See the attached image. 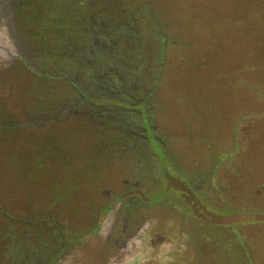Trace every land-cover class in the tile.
Returning <instances> with one entry per match:
<instances>
[{"label":"rangeland","instance_id":"rangeland-1","mask_svg":"<svg viewBox=\"0 0 264 264\" xmlns=\"http://www.w3.org/2000/svg\"><path fill=\"white\" fill-rule=\"evenodd\" d=\"M102 1L108 8L117 3ZM136 1L141 7L119 8L103 24L101 13L92 11L90 22H84L81 4L71 2V12L61 18L67 27L62 24V31L50 38L45 29L48 36L40 41L29 25L20 29L27 63L14 73L0 69V208L26 223L54 218L60 207L59 223L85 228L89 208L98 211L114 194L137 186L139 191L127 192L133 193L131 218L139 227L111 264L129 262L135 253L138 259L129 263L214 264L207 259L210 251L215 264H264V32L256 37L252 28L239 33L224 21L217 42L215 25L208 32L175 25L183 0ZM145 3L151 10H145ZM149 12L170 17L165 30L175 42L165 50L162 72H155L161 81L157 92L151 95L155 86L147 77L142 93L128 103L120 99L98 104L85 96L76 101V89L68 84L76 72L85 91L103 78H96L105 52L91 32L93 25L118 38L120 27L136 30V14ZM59 16L54 12L50 20L56 22ZM113 81L116 88L119 84ZM53 83L61 88L54 90ZM151 107L149 121L146 110ZM61 112V119L53 121ZM83 113L112 116L114 124L132 123L129 151H116L114 138L107 135L105 145L96 129L101 122L83 121ZM89 180H95L91 187L80 183ZM0 216V242L4 238L7 257L14 253L31 260V247L54 233L24 223L10 226L4 216H11L5 211ZM93 230L90 239L56 264L85 263L92 240L98 246L90 249V256L105 264L108 257H98L96 249L101 250L107 228L101 225L97 235ZM238 235L239 241L230 242ZM28 237L38 240L23 250ZM67 242L71 244L69 238ZM39 259L38 253L35 264ZM1 261L0 249V264H6Z\"/></svg>","mask_w":264,"mask_h":264},{"label":"trees","instance_id":"trees-1","mask_svg":"<svg viewBox=\"0 0 264 264\" xmlns=\"http://www.w3.org/2000/svg\"><path fill=\"white\" fill-rule=\"evenodd\" d=\"M136 16V30H133L130 27L129 29H124L125 27L122 26L118 29V31H116L118 33V38L114 36V32L107 36L102 32V30L100 31L97 26L93 25V27L91 28V32L92 34H94L95 38H100V41H98L99 46L105 52V58L100 61V67H103L101 69L102 71L99 74H95L96 78H103L98 81L96 85L92 86L91 91H85V87L87 86H85L84 83L78 80L77 76L79 75L77 72L76 75L74 74V80L71 78L70 83H68L67 80L63 79L66 83L70 85L71 88H73V90L76 89L75 92L72 91L73 96L76 98V101L79 99L84 100L85 96V98L89 100H95L98 104L117 103V100L120 99L128 103L135 97L136 93H142L141 91L144 85L142 82H149V80L146 79L147 77H150V84L155 86V89L151 91V95H154V93L157 92V88L159 87L161 81L160 78L157 77L155 72H157L159 69L160 72L163 68V61L166 54V48L170 45L175 44L174 41H171L173 39H170L168 37L167 32L165 30L170 23V17H167L165 19L164 13L160 14L154 12H149L147 14L142 15L136 14ZM105 18L110 17L105 15ZM138 21H140V23H138ZM224 21L226 25L234 27L235 30H237L239 33L241 30L242 32H245L249 28H252L253 35L254 37H256L257 32L260 33L262 30L264 32V0H183V12L179 15V18L175 22V25H184L186 26V29L191 28L190 26L192 25L193 30L194 27H196L198 28V30L201 29L204 32H208L210 26L215 25L213 28L219 27L217 31V35H219L221 30L222 33L224 31ZM130 25H133V23ZM232 27L230 28L232 29ZM244 35L245 34H243V36ZM199 38L200 36H198L197 39L200 40ZM221 39L222 34L220 33L219 36H216V41L220 42ZM92 40L94 39L92 38ZM74 53L75 52H73V54ZM74 56H76V53L74 54ZM74 59L75 58L73 57V60ZM182 59L185 58H181V60ZM150 61H154L155 64H150ZM155 65H159L156 71ZM148 68H151V70L148 71ZM61 77L59 78V80H62ZM44 79L45 78H43V80ZM114 79H116L119 84L116 88L114 87ZM78 84H80L79 86L84 89L82 90L83 92L80 91L81 88L78 87ZM50 86H52L54 90H58L61 88V86L57 85V83L50 84ZM78 92H80L81 94ZM151 95L148 96L150 100ZM153 109L154 107H151L146 110V116L149 121L151 117L150 113ZM70 110H75L74 106L70 108ZM113 111L116 112L115 108H113ZM79 112L81 111L79 110ZM62 116L63 113L61 112L60 115L53 117V121L61 119ZM80 117L83 119V121L87 122L94 119H98L101 122L103 129L102 131L99 128L101 125L96 126V129L99 131V136L102 137L103 135H107L108 137L111 136V138H114L116 144V151H129L127 149V138L129 136L127 130L128 127L134 125L132 123L129 124L128 120L127 122H115L116 124H114L112 123V116L109 115L104 117L93 118L90 114L83 113L80 114ZM110 124L117 126L114 127ZM103 141L104 144L107 145V141L105 140L104 136ZM68 159H71V157H68ZM90 174L93 175L94 173L90 172ZM93 182H95V180H89L88 183L87 181L80 183H82V185L84 186L91 187L93 186ZM112 182L113 181H111V183ZM133 189L139 191L137 186H128L124 189L123 193L114 194V197L112 199L107 200L105 205H102L98 211L95 209L91 210V208H89L87 217L89 218L88 223L90 224H88V227L85 228H78L74 224L70 229H68L66 224H64L63 226L61 223H59V219L62 216V209L60 207L55 209L54 213H56V215L54 216V218H50L48 220H30L26 223L21 220V217L9 214L5 207L0 208V211L2 213L5 211L9 216H11H4V221H8L10 223V226H16L20 223H24L28 226L32 225V228L35 230H45L46 234L51 231L54 232L49 235V238L46 242H38L37 248L32 246V242L33 240L37 242L38 237H28V243L24 245L23 250H27L28 245L32 246L29 251V255L31 256H29L31 259L29 261L22 260L14 253H9V256L7 257L4 251L6 242L4 241V238L1 237L3 238L0 242V249L2 250L1 262L6 264H35L37 254L39 253L40 259L38 260V264H56L57 261L62 258L65 254H67L72 248L90 239L91 237H89L90 235H88V232L90 230L94 229V234L96 233L97 235V232H99V224H97L98 221H96L97 215L101 219L109 210L118 205H120L121 208L124 207L126 210L125 216L127 219L124 220L125 226L120 223L118 227L121 232H123V236H119V241H115L111 237L104 236V239H102L100 242L102 244V256L100 248L96 249V255L98 257H102L103 259H106L107 257L109 259L111 256H114L113 254L116 255L118 254L117 252H122L123 243L125 242V240L134 237L132 235L135 234L136 228L139 223L138 221L133 220L131 218L133 217V212H131V209L134 208V203L132 201L133 193H129L127 191ZM52 226H54V228ZM123 227L125 228V230ZM70 230L71 234L69 233ZM128 230H132V232H129ZM129 234H131V236ZM67 238L71 240V244L67 242ZM240 239V236L239 238L231 237L230 242L239 241ZM92 242V246L87 247L88 252L85 254H87L88 258L86 257V260H83L85 262L83 264H99L101 262V259L100 261L96 262L90 256V249L97 245V242L95 240H92ZM215 246L216 244L214 243V248ZM208 254L210 256L207 259H213L210 261L211 263L214 262L215 264V261L218 263L217 259L211 257L213 255L215 256L213 251L208 252ZM47 259L49 260L45 262Z\"/></svg>","mask_w":264,"mask_h":264},{"label":"flooded vegetation","instance_id":"flooded-vegetation-1","mask_svg":"<svg viewBox=\"0 0 264 264\" xmlns=\"http://www.w3.org/2000/svg\"><path fill=\"white\" fill-rule=\"evenodd\" d=\"M74 1L80 3L81 8L84 10V13L81 14V18H83L84 22H90L89 11H92L101 13L99 14V18H101L102 24L109 19L105 18V15H111L112 12H115L119 8L133 11L134 7H141L136 0H111L117 1V3L109 8L104 6L102 0H0V69H7L14 73L26 62L23 55L24 48L20 42V29L23 30L24 26L29 25L28 30H32L36 38H39V41L41 37L48 36L44 33L45 29L50 33L49 38L54 36L57 31H62V24L64 28L67 27L63 19L61 20V18H63L62 14L71 12L70 5L71 2ZM58 5L61 6L60 13L56 10ZM28 7H31V12ZM144 7L145 10H149L152 6L150 3H145ZM54 12L60 15L56 22L50 20ZM68 15L65 17L67 18ZM70 17H72V15H70ZM74 18L77 19V17ZM52 27L56 29L52 31ZM26 44L29 45L28 42H26ZM21 106L25 108V104H21ZM122 209H124V207L121 208L120 205H118L106 213L108 216L105 214L100 219L97 215L96 221H98L99 230L101 225L107 228L104 234L105 237H111L115 241H119V236H123V232L118 228L120 223L125 226L124 220L127 219L126 216H122V214L125 213ZM110 212L111 214H109ZM103 220L106 222L104 223ZM128 231L132 232V230ZM129 235L131 236V234ZM127 244H129V239L125 240L123 243V250H126L125 247H127ZM138 254L139 253H135L130 261L135 262L138 259ZM118 255L119 254L111 256L105 264H111V261L116 259ZM129 262H124L122 264H132ZM99 264H102V262Z\"/></svg>","mask_w":264,"mask_h":264}]
</instances>
